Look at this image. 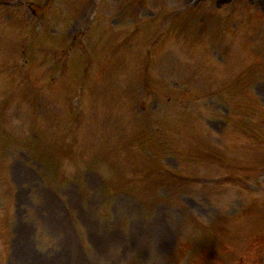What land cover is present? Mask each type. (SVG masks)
I'll return each instance as SVG.
<instances>
[{
  "label": "rangeland",
  "instance_id": "1",
  "mask_svg": "<svg viewBox=\"0 0 264 264\" xmlns=\"http://www.w3.org/2000/svg\"><path fill=\"white\" fill-rule=\"evenodd\" d=\"M29 1L35 2L32 8H40L38 16L27 8V0H0V4L10 3L8 8L7 4L0 7V29L15 28L18 36L9 32L11 38L26 36L29 41L31 34H39L36 30L43 20L45 36L54 34L65 48H76L72 52L78 63L69 62L70 78L64 69L54 84H70L76 78L75 84L84 82L87 89L96 86L95 91L102 94L95 109H91L96 105L92 98L90 106L85 105V134L94 142L79 143L76 150L60 138L67 169L56 174L50 185L52 175L21 147L24 140H33V126L28 129L21 107L13 110L12 99L27 85L49 83L52 70L60 69L59 56L55 48L39 46L36 62L38 57L45 62L48 78L37 81L29 79L32 72L20 63L22 46L8 49L9 68L21 75L9 77V68L0 65L6 73L0 89L9 91L8 98L0 99V118L10 132H5L6 149L0 146V264H172L175 242L161 248L156 244L157 234L150 233L158 224L162 236L165 222L172 225L175 241L194 243L181 264H260L259 253H251L254 247L238 238L254 235L260 215L264 216L259 212L264 211V66L248 85L257 98L249 113L237 107L225 90L242 91L248 77L241 73L246 56L234 47L237 39L243 36L252 42L256 37L253 45L262 44L264 50V0ZM11 20L16 26H8ZM1 43H6L2 37ZM209 57L230 69L216 67ZM150 60L156 62L153 76L164 80L169 89H181L159 133L168 146L156 156L155 161H161L158 176L135 185L136 193L125 186L121 188L124 194L116 189L111 195L103 194L104 175L134 173L113 170L102 149L132 137L140 121L141 128L148 126L144 114L138 111V118L134 117L131 106L136 101L130 106L126 93L141 92ZM101 64L105 69L99 68ZM36 69L35 65L31 71ZM86 70L92 73L85 76ZM118 78L121 83L114 86L112 81ZM77 88L72 89L73 96ZM35 95L34 89L24 99L31 107L29 122L36 113L51 124L47 115L57 114L61 105L44 94L35 101ZM153 98L146 99L148 111L160 108V100L155 103ZM230 110L234 118L243 115L232 122L233 133L223 141L229 137L224 132ZM199 124L207 132L202 137ZM241 129L247 132L238 134ZM69 151L74 155L67 160L69 154L64 153ZM94 155L98 156L95 164L86 165ZM166 168L179 173L173 175ZM227 231L231 242L238 237L235 246H224ZM262 253L264 263V249ZM217 254L223 257L218 259Z\"/></svg>",
  "mask_w": 264,
  "mask_h": 264
}]
</instances>
